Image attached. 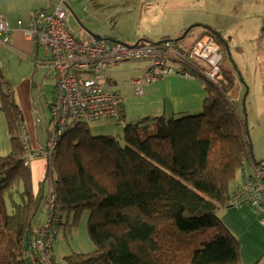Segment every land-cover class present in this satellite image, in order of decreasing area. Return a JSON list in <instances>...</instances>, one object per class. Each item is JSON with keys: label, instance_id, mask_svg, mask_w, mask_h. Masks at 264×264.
Wrapping results in <instances>:
<instances>
[{"label": "trees", "instance_id": "obj_1", "mask_svg": "<svg viewBox=\"0 0 264 264\" xmlns=\"http://www.w3.org/2000/svg\"><path fill=\"white\" fill-rule=\"evenodd\" d=\"M204 33L221 45L214 34ZM222 72L220 87L205 83L199 114L142 118L125 125L120 140L92 137L86 123L77 124L59 136L37 184L33 159L26 163L20 140L22 114L5 92L0 72V110L11 147L0 157V264H30L32 231L41 224H33L38 213H45L44 220L55 213L58 229L68 225L65 212L68 219L83 211L89 213L87 232L94 250L61 261L48 256L52 264H241L240 245L218 212L235 208L229 197L238 185L229 186L238 172L241 178L242 161H253V153L244 113L231 99L236 79L230 71ZM46 128L43 149L50 121ZM170 228L211 236L192 248L176 240Z\"/></svg>", "mask_w": 264, "mask_h": 264}, {"label": "crops", "instance_id": "obj_2", "mask_svg": "<svg viewBox=\"0 0 264 264\" xmlns=\"http://www.w3.org/2000/svg\"><path fill=\"white\" fill-rule=\"evenodd\" d=\"M26 1H37L41 3L39 5H46L48 2V8H43L46 10L56 6L50 0ZM73 1L75 0H69L66 5V24L80 40L90 41L94 34L130 45L141 40L157 43L165 39H178L189 29L187 36L179 43L176 42L180 47L187 48L205 34L203 27L216 32L224 56L230 63L229 68L222 63V68L230 71L236 79L231 93L233 105L238 112L236 104L240 103V107H243L242 115L244 113L247 126L250 120L262 123L264 132V0H190L194 8L192 3H188L189 0H142V3L138 2L133 8L136 16L133 25L125 21L122 24L120 21L122 12L126 14L128 11L127 7L110 6L109 1L104 0H84L82 7L76 8ZM15 3L16 0H0V15L5 17L11 29L7 44H0V72L5 92L9 93L22 114L19 135L25 133L30 149L37 150L45 143L47 129L36 126L42 120L39 105L45 113L44 108L49 101L42 90L45 81L52 83V100L54 71L50 65L49 52L42 50L41 53L42 48L36 41L28 40L16 30L17 21H21L24 26L30 23L32 13L35 12L31 10L38 4L27 11L17 12L13 9L12 12L11 5ZM194 30L198 31L187 38ZM224 45L227 46L230 58L226 55ZM114 73L113 69L112 76L115 79ZM141 74L142 69L134 78H140ZM115 83L114 90L123 99L121 112L124 121L119 123H126L127 120L133 123L135 119L149 117L175 119L196 115L202 112L206 99V82L201 79L190 80L169 75L157 81L143 82L141 95L134 94L130 83L117 84L116 79ZM248 100L250 115L246 107ZM50 118L51 114L46 126ZM260 138L264 140V135H257V142ZM252 143V160L263 161L264 141L256 146L255 140ZM10 150L7 122L0 110V157L8 155ZM30 168L34 184L41 182L45 173V160L33 159ZM221 212L222 222L240 245L241 264H264V227L260 224L262 214L251 208H225ZM42 214L37 225L44 222L45 213Z\"/></svg>", "mask_w": 264, "mask_h": 264}, {"label": "built area", "instance_id": "obj_3", "mask_svg": "<svg viewBox=\"0 0 264 264\" xmlns=\"http://www.w3.org/2000/svg\"><path fill=\"white\" fill-rule=\"evenodd\" d=\"M66 13L65 0H57L54 9L35 11L27 26L17 21L16 30L50 53V65L54 71L48 143L46 148L32 151L26 134L20 133L26 163L31 159L53 156L59 136L81 122L105 118L124 121L121 112L123 99L114 90L116 83L112 76V70L119 64L147 63L141 77L129 81L135 95L142 94L143 82L157 81L169 75L201 79L215 87L225 81L222 72L224 52L209 34L202 35L187 48L170 40L160 43L141 40L131 45L104 38L86 41L78 39L67 28ZM10 34L5 17L0 15V44L6 45ZM262 36L264 39V19ZM229 204L235 208L249 206L256 209L262 214L260 224L264 227V164L242 161L241 180L232 191ZM48 205L52 210L51 192ZM54 220L55 213L49 212L43 224L33 228L30 264H52L47 253L54 244Z\"/></svg>", "mask_w": 264, "mask_h": 264}, {"label": "rangeland", "instance_id": "obj_4", "mask_svg": "<svg viewBox=\"0 0 264 264\" xmlns=\"http://www.w3.org/2000/svg\"><path fill=\"white\" fill-rule=\"evenodd\" d=\"M10 1V0H8ZM51 3L54 5L55 3L57 4V0H50ZM84 0H75L73 1V5L76 6V8H81L82 7V3ZM104 1H109L108 5L110 6H115V7H127V13H123L120 16V21L123 24V22L125 21L126 23H129L132 25L135 22V10L133 9L136 4L138 2L142 3V0H104ZM151 2V0H146ZM210 1V0H208ZM17 3L11 5V11L13 12V9L17 12H21V11H27L30 10V8H33L32 6L35 4V8H33L31 10L32 11H38V9H43V8H48V2L46 3V5H39L41 3L39 2H32V1H26V0H16ZM69 3V0H66V5ZM189 4H191L192 2L189 0L188 1ZM43 6V7H42ZM193 8L195 7L194 4L192 3ZM4 8V6H2ZM6 7H8V5H6ZM116 10V8H115ZM68 11V10H67ZM81 11V10H79ZM34 13V12H33ZM32 13V14H33ZM70 14L72 15V13L70 12ZM14 15V14H13ZM73 17V16H72ZM198 30H194L192 31V33L190 34V36H188L187 38L191 37L192 34L196 33ZM134 44V43H131ZM41 53H43V49H40ZM50 54V53H49ZM50 57V56H49ZM44 58V57H43ZM223 64L225 67H230V63L228 60H226V58H224ZM147 65L146 62H142V61H133V62H129V63H123V64H119L117 65L114 70V76L115 79L117 80V84L119 82L120 83H124L126 85L129 84V80L130 78H134L135 76H138V74L140 73V70L145 68ZM49 80V78L47 79ZM52 83H50L49 81H45V85L43 88V93H45V97L48 98V106L46 104V108H44V112H42L41 106L39 105V103H37L39 105V110H40V118L42 119L40 123H38L36 126L37 127H46V121L48 120V116L50 115V109H49V105L51 103V92H52V88H51ZM132 91V90H131ZM35 95H37V93H35ZM239 112H241L242 114V110L243 107H240V103L236 104ZM45 107V106H44ZM246 107L248 109V114H251V107H250V102L249 100L246 102ZM49 113V115H48ZM47 117V118H45ZM36 118V117H35ZM140 119H135L134 122L139 121ZM133 121V120H132ZM130 120H127L126 123H119L117 122L115 119L112 118H105V119H98V120H94L91 121L89 123H86V127L88 129L89 134L92 137H102V136H112L117 138L118 140L121 139L122 136V132H123V128L125 126V124H130L129 123ZM133 122V123H134ZM250 123L249 126H247V133H248V137L250 139L252 148H253V140H255V145H258L259 143H262L264 140H262V138L259 139V141L257 142V135L260 136L264 135V132H262V123H257L256 121H249ZM254 122V124H253ZM38 130V129H37ZM262 132V133H261ZM254 134V136H253ZM260 163L264 164V160L261 161ZM241 180L240 178V173L238 172L237 175L235 176V179L232 181V183L230 184L229 188L230 190H232L234 187H236L239 184V181ZM8 209V207H7ZM223 210V209H222ZM221 210V211H222ZM219 211L218 215L221 218L222 212ZM67 212L64 213V219H63V223L64 224H68L72 227L64 226V227H58L56 226V234L54 236V244L52 249L49 251L48 256L49 257H53L54 259L61 261L64 257L69 256L72 253H78V254H87L90 253L94 250V245L88 235L87 232V220H88V216L89 213L88 211H83L81 212L77 217L71 213L69 215V218H67ZM42 213H38L36 218L33 221V224L37 223V220L40 216H42ZM55 228V226H53ZM170 230H172L174 232L175 235V239L178 241H183L188 243L192 248H198L199 247V243L203 242V241H207L211 235H200V234H183L180 232H177L174 228H170ZM212 232V231H210ZM28 261V260H27Z\"/></svg>", "mask_w": 264, "mask_h": 264}, {"label": "water", "instance_id": "obj_5", "mask_svg": "<svg viewBox=\"0 0 264 264\" xmlns=\"http://www.w3.org/2000/svg\"><path fill=\"white\" fill-rule=\"evenodd\" d=\"M203 29L206 30V31H209V32L212 33V34H214L216 37H219V35H218L216 32L210 30L209 28H207V27H203ZM188 31H189V29L185 30L184 33H183L178 39L173 40V42L176 43V42H178V41H180V40H183V39L187 36ZM91 37H92V39H100V38H101L100 36H98V35H94V34H92ZM107 40H109V41H115V40H112V39H107ZM138 42H139V41H137L136 43H138ZM160 42H161V41H160ZM160 42H157V43H160ZM224 47L226 48V55H227V57L230 58V53H229V51H228V49H227V46L224 45ZM28 239H29V238H28V233H26V234H25V237H24V247H25V248L28 247V244H29Z\"/></svg>", "mask_w": 264, "mask_h": 264}]
</instances>
